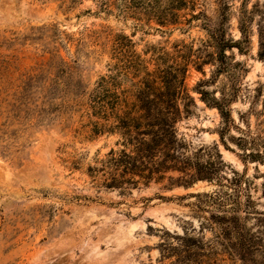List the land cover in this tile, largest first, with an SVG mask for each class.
Returning a JSON list of instances; mask_svg holds the SVG:
<instances>
[{"label":"rangeland","instance_id":"obj_1","mask_svg":"<svg viewBox=\"0 0 264 264\" xmlns=\"http://www.w3.org/2000/svg\"><path fill=\"white\" fill-rule=\"evenodd\" d=\"M258 1L0 0V264H264L256 26L242 51L226 50L225 72L211 38L224 30L240 41V11ZM180 68L195 105L177 122V137L188 169L199 163V175L211 178L184 186L170 172L126 189L93 180L88 169L98 160L131 147L123 126L94 134L90 120L115 126L117 109L143 126L153 109L147 99L166 95ZM103 78L108 101L118 96L105 120L87 114L95 95L105 96ZM198 87L225 97L229 116ZM43 102L57 109L41 113Z\"/></svg>","mask_w":264,"mask_h":264},{"label":"trees","instance_id":"obj_2","mask_svg":"<svg viewBox=\"0 0 264 264\" xmlns=\"http://www.w3.org/2000/svg\"><path fill=\"white\" fill-rule=\"evenodd\" d=\"M239 24L243 36L240 41L226 39L224 30L221 32L215 30L211 34L213 46L217 49V60L220 63L218 73L229 69L230 63L228 62L226 50L238 48L239 51H242L243 43L250 42L251 34L254 33V25L259 40L258 57L264 61V0L256 2L251 9L244 5L240 11ZM176 71V73L175 71L170 73L168 77L167 84L164 87L167 90L166 95L160 91L155 100L147 99L149 108L153 106V109L151 108L146 115L148 119L143 126L138 127L137 125L125 123L120 114L115 113L117 109L113 110L117 122L115 126L107 127V125H104L105 123L101 124L99 121L90 120L94 134H99L105 130L114 131L123 126L125 128L124 134L128 136L127 145L131 147L129 151L126 148L120 151L111 150L105 159L98 160L97 166L88 169V174L93 180L101 182L108 189H126V187H138L140 184L147 185L154 179H164L166 174L170 172L181 173L182 175L177 178L170 176L169 181L184 186H188L198 179L211 178V175H208V177L199 175V172H202L199 163H197L195 171L188 169L191 159L182 152V144L177 137V122L184 114L191 113V107L195 105V100L185 85L186 68H180ZM204 82L208 81H202V83ZM53 84L55 86L63 84L66 86L65 93L70 91V87L65 83L54 81ZM106 85H108V81L103 78L98 85V91L105 93L104 98L102 95H95L92 103L87 107L91 111L87 114L103 120L107 117V106L110 105L112 108H116L114 104H118V96H116V103L108 101ZM198 86L201 87L202 84ZM199 87L197 91L202 94V99L206 103L217 107L223 116H229V112L226 110V104L229 101L225 97L220 99L212 97L210 99L208 92L201 91ZM181 101L184 102V109L181 108ZM44 105L45 102L42 103L41 113H46L48 109H57L56 105H52L46 110ZM131 121L134 124V118H131ZM239 142H242V140ZM239 145L242 146L240 143ZM248 156L258 158L260 153L258 155L250 153ZM206 168H204V172H207ZM209 174L213 173L210 171ZM233 181L234 183H241L242 177L235 173Z\"/></svg>","mask_w":264,"mask_h":264},{"label":"bare ground","instance_id":"obj_3","mask_svg":"<svg viewBox=\"0 0 264 264\" xmlns=\"http://www.w3.org/2000/svg\"><path fill=\"white\" fill-rule=\"evenodd\" d=\"M98 252V246L94 247L91 251H89V255Z\"/></svg>","mask_w":264,"mask_h":264}]
</instances>
